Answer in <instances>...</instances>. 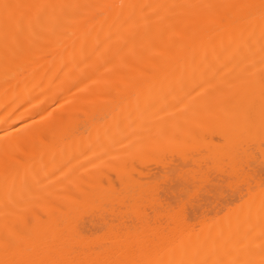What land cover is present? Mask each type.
Instances as JSON below:
<instances>
[{"label": "bare ground", "instance_id": "6f19581e", "mask_svg": "<svg viewBox=\"0 0 264 264\" xmlns=\"http://www.w3.org/2000/svg\"><path fill=\"white\" fill-rule=\"evenodd\" d=\"M0 264H264V0H0Z\"/></svg>", "mask_w": 264, "mask_h": 264}]
</instances>
